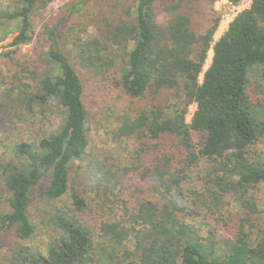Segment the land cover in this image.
<instances>
[{
	"label": "trees",
	"instance_id": "trees-1",
	"mask_svg": "<svg viewBox=\"0 0 264 264\" xmlns=\"http://www.w3.org/2000/svg\"><path fill=\"white\" fill-rule=\"evenodd\" d=\"M8 1L0 122L34 137L0 154V240L13 238L0 264H264V0L217 40V0H75L73 37L74 25L36 34L55 0ZM90 89L112 148L84 166ZM40 186L41 250L26 243Z\"/></svg>",
	"mask_w": 264,
	"mask_h": 264
},
{
	"label": "rangeland",
	"instance_id": "rangeland-1",
	"mask_svg": "<svg viewBox=\"0 0 264 264\" xmlns=\"http://www.w3.org/2000/svg\"><path fill=\"white\" fill-rule=\"evenodd\" d=\"M75 2V0H55L52 3L48 4L44 10L40 12L41 20L36 19L35 20V31L36 34L41 30V25L43 23H48L50 27H53L55 25L58 26L59 29H65L69 25H74L73 29L71 30V33H73L72 37L75 36L78 33V27L79 25L76 23H84L83 19L78 18L77 13L70 18L69 21L63 22L64 18L67 16L63 12L65 5H69L72 2ZM250 0H243L242 2H239V5L242 4H249ZM11 5V3L8 0H0V8L6 9ZM238 5V6H239ZM213 10L216 13L218 17V26L214 34V40H217L222 33L226 29V23L222 22V18L225 16H233L234 12L231 11L230 5L227 3L226 0H217L213 5ZM76 24V25H75ZM88 34H93L94 29L92 27H87ZM16 35V25L15 23H7L3 27H0V84L1 79L5 78L7 75V71L9 69V64L7 58L4 56H1L2 53H7L8 51L12 50L13 48L9 47V44L11 43L12 39ZM45 35V34H44ZM46 36V35H45ZM44 36V38H45ZM41 38L40 43L44 46V42ZM63 39L60 38V42L62 43ZM41 45V46H42ZM33 44L23 46L20 48L18 52L20 54H30L32 52ZM212 57V51L209 50L207 59L204 64V70L209 66L210 61ZM1 86V85H0ZM87 98L85 99V104L87 109L89 110L90 119H89V130H88V139H89V148L86 151L87 156H85V162L84 166H87L89 163V160L91 158H101L104 154V150L111 149L112 145H110V139L107 135L104 134L103 130L100 127L101 123V115L99 114L97 108L95 105L93 106L94 100L96 99L97 104H101V93H99L97 90H88L86 92ZM100 94V99H98V96ZM195 111V105L192 104L188 108V112L186 115V119L189 122L193 112ZM16 119H13V122L11 121H2L0 122V154H2L5 150V147L10 144L12 140H28L32 137H34V131H32L31 128H28V124L21 123L19 121H16ZM38 122H44L45 125H51L52 128H55L58 119L52 118L49 122L45 117L37 118ZM49 122V123H48ZM103 152V153H102ZM43 186H40L36 189L35 195L33 197L32 201V221L36 223V231L32 235V237L26 242L28 246L35 249H42L45 247L47 236L45 234V230L41 228L39 225V219L37 217V214L39 213V209L42 208V202L40 201V192L42 190ZM76 190H80L79 188L75 187ZM84 195V193H82ZM90 195H93V193H90ZM263 211V209H261ZM264 216V212L261 213L260 217ZM196 223L199 224L201 234H205L208 230V225H202L204 224V221L200 219H196ZM13 242L12 234L7 236V239H1L0 240V250L3 248L6 244H11Z\"/></svg>",
	"mask_w": 264,
	"mask_h": 264
},
{
	"label": "built area",
	"instance_id": "built-area-1",
	"mask_svg": "<svg viewBox=\"0 0 264 264\" xmlns=\"http://www.w3.org/2000/svg\"><path fill=\"white\" fill-rule=\"evenodd\" d=\"M243 1V0H242ZM241 1V2H242ZM251 1V0H250ZM229 5H230V7H231V11L232 12H234V14H233V16H230V17H228V16H225V17H223L222 18V22H224V23H226V29H227V26H228V24L230 23V21L233 19V17L237 14V13H239L240 11H242V10H244V9H247L248 7H249V5H250V3L249 4H242V5H239V3L237 4V5H232V4H230L229 2H227ZM239 5V6H238ZM226 29H225V31H226ZM224 31V32H225ZM223 32V33H224ZM222 33V34H223Z\"/></svg>",
	"mask_w": 264,
	"mask_h": 264
}]
</instances>
